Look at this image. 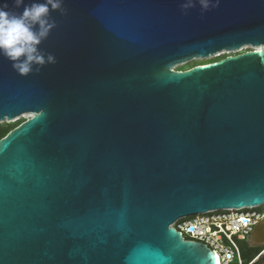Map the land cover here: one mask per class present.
I'll list each match as a JSON object with an SVG mask.
<instances>
[{
    "label": "water",
    "instance_id": "1",
    "mask_svg": "<svg viewBox=\"0 0 264 264\" xmlns=\"http://www.w3.org/2000/svg\"><path fill=\"white\" fill-rule=\"evenodd\" d=\"M180 3L64 0L55 64L0 56V122L28 114L0 138V264H216L170 225L264 209V0Z\"/></svg>",
    "mask_w": 264,
    "mask_h": 264
},
{
    "label": "clouds",
    "instance_id": "2",
    "mask_svg": "<svg viewBox=\"0 0 264 264\" xmlns=\"http://www.w3.org/2000/svg\"><path fill=\"white\" fill-rule=\"evenodd\" d=\"M219 4L220 0H181L180 8L187 14L199 7L203 15ZM63 6L64 0H0V56L19 76L39 73L45 65L56 63L41 45L57 27L52 13L64 14Z\"/></svg>",
    "mask_w": 264,
    "mask_h": 264
},
{
    "label": "built area",
    "instance_id": "3",
    "mask_svg": "<svg viewBox=\"0 0 264 264\" xmlns=\"http://www.w3.org/2000/svg\"><path fill=\"white\" fill-rule=\"evenodd\" d=\"M258 207L208 210L182 216L170 226L178 230L183 239L206 244L215 253L216 264H255L264 251V241L258 246L249 243L254 226L264 219L263 206ZM238 240L245 241L250 247H260V252L244 263Z\"/></svg>",
    "mask_w": 264,
    "mask_h": 264
},
{
    "label": "rangeland",
    "instance_id": "4",
    "mask_svg": "<svg viewBox=\"0 0 264 264\" xmlns=\"http://www.w3.org/2000/svg\"><path fill=\"white\" fill-rule=\"evenodd\" d=\"M251 47L248 45H243L241 47L240 52L245 51L247 49H250ZM237 52H224V51H219L211 56H207V57H198V58H194L191 59L187 62L181 63L179 65L174 66V69H177L178 67L188 64L189 66L197 64V63H202V62H207L209 60H212L213 58L221 55V54H227V55H231V54H235ZM28 117V114H22L20 116H17L16 118H13L11 120L8 121H4L7 123H14L16 122L18 119H26ZM261 207L259 206L258 209H260ZM238 245H239V249H240V253H241V258L243 260L244 263H246L247 261H249L256 253L257 250H259L260 247H250L248 246V244L245 241H241L238 240Z\"/></svg>",
    "mask_w": 264,
    "mask_h": 264
},
{
    "label": "trees",
    "instance_id": "5",
    "mask_svg": "<svg viewBox=\"0 0 264 264\" xmlns=\"http://www.w3.org/2000/svg\"><path fill=\"white\" fill-rule=\"evenodd\" d=\"M225 56H227V54H221V55L213 58L212 60H209L207 62L197 63V64H204V63H208V62H212V61H217L219 59L224 58ZM197 64H194V65H197ZM194 65L189 66L188 64H185V65L178 67L177 70H184V69L190 68ZM22 121H24V119L20 118L14 123L0 122V138L3 137L9 130H11L15 126L19 125ZM258 251L259 250H257L256 252H258Z\"/></svg>",
    "mask_w": 264,
    "mask_h": 264
},
{
    "label": "flooded vegetation",
    "instance_id": "6",
    "mask_svg": "<svg viewBox=\"0 0 264 264\" xmlns=\"http://www.w3.org/2000/svg\"><path fill=\"white\" fill-rule=\"evenodd\" d=\"M260 250L258 252H256L255 254L259 253ZM255 264H264V251L259 254V257L257 259V261L255 262Z\"/></svg>",
    "mask_w": 264,
    "mask_h": 264
}]
</instances>
